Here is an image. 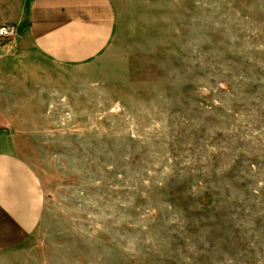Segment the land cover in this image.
I'll use <instances>...</instances> for the list:
<instances>
[{"label": "rangeland", "instance_id": "obj_1", "mask_svg": "<svg viewBox=\"0 0 264 264\" xmlns=\"http://www.w3.org/2000/svg\"><path fill=\"white\" fill-rule=\"evenodd\" d=\"M110 2L105 52L6 108L42 217L0 264H264V0Z\"/></svg>", "mask_w": 264, "mask_h": 264}, {"label": "crops", "instance_id": "obj_2", "mask_svg": "<svg viewBox=\"0 0 264 264\" xmlns=\"http://www.w3.org/2000/svg\"><path fill=\"white\" fill-rule=\"evenodd\" d=\"M115 24L110 0H0V25L18 29L14 40L0 41V251L26 241L42 217L40 182L7 137L5 111L18 84L38 76L35 64L94 61L110 46Z\"/></svg>", "mask_w": 264, "mask_h": 264}, {"label": "built area", "instance_id": "obj_3", "mask_svg": "<svg viewBox=\"0 0 264 264\" xmlns=\"http://www.w3.org/2000/svg\"><path fill=\"white\" fill-rule=\"evenodd\" d=\"M18 36V29L13 25H0V41L7 42Z\"/></svg>", "mask_w": 264, "mask_h": 264}]
</instances>
